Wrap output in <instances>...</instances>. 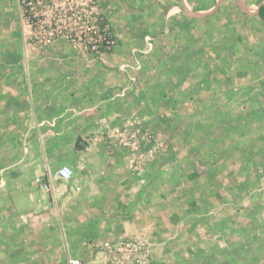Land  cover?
Instances as JSON below:
<instances>
[{
	"label": "rangeland",
	"instance_id": "374dc122",
	"mask_svg": "<svg viewBox=\"0 0 264 264\" xmlns=\"http://www.w3.org/2000/svg\"><path fill=\"white\" fill-rule=\"evenodd\" d=\"M261 3L99 0L117 41L93 53L31 42L18 1L0 0V264H264ZM77 60L125 64L112 85L121 112L104 132H77L95 147L70 166L96 175L89 196L127 204L35 212L31 95L72 93L79 80L52 66Z\"/></svg>",
	"mask_w": 264,
	"mask_h": 264
},
{
	"label": "crops",
	"instance_id": "0c3cea01",
	"mask_svg": "<svg viewBox=\"0 0 264 264\" xmlns=\"http://www.w3.org/2000/svg\"><path fill=\"white\" fill-rule=\"evenodd\" d=\"M54 64L53 68L63 69L56 70L57 74L69 69V73L79 81L71 85L72 93L33 92L31 95L28 127L33 140L31 161L33 165L40 166V170L33 172L30 179L31 207L33 211L41 213L123 210L126 200H115L111 207H106L101 194L89 196L85 193V189L97 181L96 175L87 173L80 178L73 173L71 179L62 180L55 173L50 174L43 169L49 163L73 165L74 157L86 161L91 156L88 148L95 147L94 144H86L85 141L88 142L89 139L79 142L77 132L86 135L95 131L104 132L106 126L111 125V121L119 115L121 111L117 108V93L116 89L112 92V85L117 83V68L123 69L125 64L117 66L116 61L104 60H77ZM31 77L33 78V72ZM73 132L74 135L71 134ZM59 147L66 150L56 152ZM117 175V180L121 181L123 178L120 173ZM98 186L101 189V184ZM116 187L119 191L120 188H125L123 184ZM125 194L118 192V196Z\"/></svg>",
	"mask_w": 264,
	"mask_h": 264
},
{
	"label": "built area",
	"instance_id": "2783aa9c",
	"mask_svg": "<svg viewBox=\"0 0 264 264\" xmlns=\"http://www.w3.org/2000/svg\"><path fill=\"white\" fill-rule=\"evenodd\" d=\"M20 18L31 42L49 44L65 40L74 46L93 52H110L116 45V35L110 21L101 16L99 0H17ZM56 176L69 180L73 169L60 165ZM68 264H100L96 259L84 261L69 257Z\"/></svg>",
	"mask_w": 264,
	"mask_h": 264
},
{
	"label": "trees",
	"instance_id": "16d2710c",
	"mask_svg": "<svg viewBox=\"0 0 264 264\" xmlns=\"http://www.w3.org/2000/svg\"><path fill=\"white\" fill-rule=\"evenodd\" d=\"M258 14L264 20V3H261L259 5Z\"/></svg>",
	"mask_w": 264,
	"mask_h": 264
}]
</instances>
